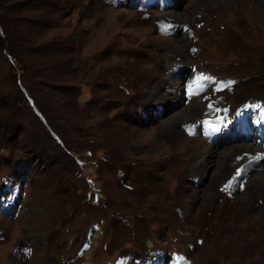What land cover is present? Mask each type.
<instances>
[{
    "label": "rangeland",
    "instance_id": "rangeland-1",
    "mask_svg": "<svg viewBox=\"0 0 264 264\" xmlns=\"http://www.w3.org/2000/svg\"><path fill=\"white\" fill-rule=\"evenodd\" d=\"M30 1H0V264H264V197L245 166L221 180L215 153L190 178L213 130L206 114L168 127L216 96L221 153L243 113L240 136L258 141L247 112L264 104V0ZM247 1L260 20L220 19Z\"/></svg>",
    "mask_w": 264,
    "mask_h": 264
},
{
    "label": "bare ground",
    "instance_id": "bare-ground-1",
    "mask_svg": "<svg viewBox=\"0 0 264 264\" xmlns=\"http://www.w3.org/2000/svg\"><path fill=\"white\" fill-rule=\"evenodd\" d=\"M258 10H259L258 5H256L255 3H252L250 1H247L246 3L244 2L240 5H238L237 7L230 4L226 10H220L219 15L221 16L220 19L223 20L227 24V26H230L232 24L233 20L236 18H246V19L251 21L250 24H254L256 21L260 20V14H259ZM169 16L174 18L175 22L180 23V25L178 27H176L177 23H175V27L178 31H181L182 25H184V21H185L184 19H182V16H184V15L179 14L176 11H171ZM257 29H258V27H257ZM218 32L220 33L221 36H223V34H224L223 32H221V31H218ZM182 41L185 44L188 43L187 38H184ZM170 53L172 55V60H175L177 62V66H178V64L185 65V64H182L184 62L183 54H185V51L183 50L182 44L175 45L174 50H172ZM179 56H182V59L180 58L181 60H179ZM164 73H166V72H164ZM196 75H198V73L195 74L194 76H196ZM163 85H166L168 88H171V89H174V88L179 89L178 82H175L174 85H173V83L172 84L164 83ZM175 92L177 93V90H175ZM157 94H158L157 100H160V99L162 101L165 100V98H166L165 96L160 95L159 92H157ZM193 101H196V104L194 106L190 105V106L184 107L180 111L179 115L176 118H172L171 120L168 121V127H170L175 133H177L179 135H181V133H179V131L177 129L178 124L197 127L198 121H199V116L206 114L204 116L209 117V116L219 114L216 111V107L219 106V105H216V103L221 102V100L218 97L208 96L206 98V97L200 96V97L194 98ZM244 115H247V114L243 113L240 115V118H238L239 121L236 123V126L234 129L231 128V126H228V128H227V129H230V130H228L230 132L237 130V132L239 134V139H240L239 144L223 149L222 153L218 149V147L221 145L222 141L220 142L221 139L219 137L216 138V135L220 133V130L218 128H216L215 130L212 131V133L210 134V139L208 142H206L205 138H199V142H198L197 146H199L200 148H197V149H194L193 151H191V155H192L191 158H192L193 165L189 166L191 168L189 170L190 174L188 176L190 178L202 177L206 171L207 160H208L207 157L210 155H213L215 153H218L221 155L225 154V158H223L222 160L220 159L218 162V165H217V169H218L219 173H221L220 179L225 180V179L229 178V176L232 174V172L236 166H240V168L241 167L244 168V166H245V168H244L245 174L243 177H246L247 184H248L247 186L249 187V189L251 191H253L254 194H257V195H260L261 197H264V176L255 174L256 169L258 168V166L260 165L261 161L264 158V148L259 147L258 141H254L252 138L246 136L245 133H244V136H242V137L240 136V134H241L240 130H243V132H245V130H246L245 129L246 125L244 126V122L242 121V118ZM197 132L200 133L199 130H197ZM182 134L183 135L185 134L186 145H188L189 142L191 143V141L193 139L191 137L192 133L183 132ZM161 148L163 149V152L166 150V146L164 145V143H162ZM227 155H228V157L226 159ZM238 156H239V162L237 161ZM183 160L185 162L188 161L187 158H185ZM162 163H164V162H162ZM187 166H188V164H186V163L183 166L185 168L184 169L185 171L188 170ZM235 179L237 180L238 178H235ZM229 180H230V178H229ZM240 181H241V179L239 178L238 181L233 184V187H237L239 185ZM93 250H94L93 248H90L85 253V256H89L93 252ZM87 264H89V263H87Z\"/></svg>",
    "mask_w": 264,
    "mask_h": 264
},
{
    "label": "trees",
    "instance_id": "trees-1",
    "mask_svg": "<svg viewBox=\"0 0 264 264\" xmlns=\"http://www.w3.org/2000/svg\"><path fill=\"white\" fill-rule=\"evenodd\" d=\"M2 3L3 2H5L6 3V5H10V3L12 2V1H14V0H0ZM15 1H17V0H15ZM38 1H40L39 3H36V2H38ZM33 2H34V4H33ZM42 2V0H31L30 2H29V4L24 8V10H29V11H31L32 12V9H33V7L34 8H37V6L40 4ZM53 4H55V3H53ZM22 8L23 7H18V9L21 11L22 10ZM28 11V12H29Z\"/></svg>",
    "mask_w": 264,
    "mask_h": 264
},
{
    "label": "snow or ice",
    "instance_id": "snow-or-ice-1",
    "mask_svg": "<svg viewBox=\"0 0 264 264\" xmlns=\"http://www.w3.org/2000/svg\"><path fill=\"white\" fill-rule=\"evenodd\" d=\"M202 78H204V77H202Z\"/></svg>",
    "mask_w": 264,
    "mask_h": 264
}]
</instances>
